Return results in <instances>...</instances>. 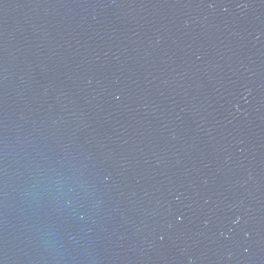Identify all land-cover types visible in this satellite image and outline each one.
Masks as SVG:
<instances>
[{
	"label": "water",
	"instance_id": "obj_1",
	"mask_svg": "<svg viewBox=\"0 0 264 264\" xmlns=\"http://www.w3.org/2000/svg\"><path fill=\"white\" fill-rule=\"evenodd\" d=\"M0 264H264V0H0Z\"/></svg>",
	"mask_w": 264,
	"mask_h": 264
}]
</instances>
